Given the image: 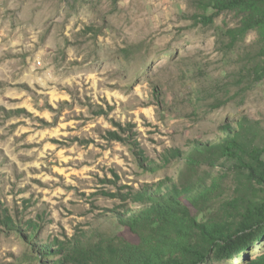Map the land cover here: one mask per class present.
<instances>
[{
    "label": "rangeland",
    "instance_id": "1",
    "mask_svg": "<svg viewBox=\"0 0 264 264\" xmlns=\"http://www.w3.org/2000/svg\"><path fill=\"white\" fill-rule=\"evenodd\" d=\"M256 14L216 0H0V264H77L99 236L137 243L119 215L188 182L192 146L243 131L246 158L264 150ZM218 162L195 172L220 182L192 210L200 221L230 214L248 180ZM260 230L246 256L201 264H264Z\"/></svg>",
    "mask_w": 264,
    "mask_h": 264
},
{
    "label": "trees",
    "instance_id": "2",
    "mask_svg": "<svg viewBox=\"0 0 264 264\" xmlns=\"http://www.w3.org/2000/svg\"><path fill=\"white\" fill-rule=\"evenodd\" d=\"M216 2L220 10L242 7L256 11V21L250 25H264V0ZM243 124L241 120L240 130H244ZM242 134L227 133L224 142L214 141L204 150L192 146L181 173V177L192 176L188 182L177 189L151 193L147 200H138L142 204L136 211L119 215L120 223L138 242L122 234L99 236L97 244L89 242L77 250V264H201L211 253L232 260L246 256L264 225V150L254 149L252 158H246L251 150L245 148ZM222 158L239 166L237 176L245 169L248 180L235 198L224 201L230 214L222 216L221 206L214 220L200 221L192 210L204 211L203 205L215 203L220 182L212 172L196 176V169L201 165L216 167Z\"/></svg>",
    "mask_w": 264,
    "mask_h": 264
}]
</instances>
